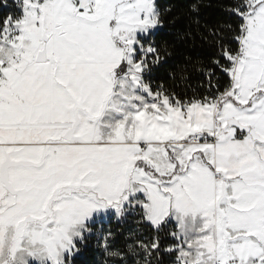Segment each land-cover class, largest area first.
I'll list each match as a JSON object with an SVG mask.
<instances>
[{"label": "snow or ice", "instance_id": "obj_1", "mask_svg": "<svg viewBox=\"0 0 264 264\" xmlns=\"http://www.w3.org/2000/svg\"><path fill=\"white\" fill-rule=\"evenodd\" d=\"M0 5V264H264V0H230L191 95L153 86L158 0Z\"/></svg>", "mask_w": 264, "mask_h": 264}, {"label": "trees", "instance_id": "obj_2", "mask_svg": "<svg viewBox=\"0 0 264 264\" xmlns=\"http://www.w3.org/2000/svg\"><path fill=\"white\" fill-rule=\"evenodd\" d=\"M12 0H9L11 6ZM192 0H158L164 17L163 32L166 36V46L171 52L165 67L154 74L153 86L163 84L169 90L183 95H191L193 89H202L205 85L201 69L212 68V60L217 55L214 42L205 39L209 31H221L227 40L231 33L228 25L234 26L235 21L229 16L227 8L230 0H200L199 24L193 22L189 12ZM11 10L0 5V17ZM187 82L181 80V75ZM131 218L134 222H130ZM122 223L108 220L98 224L104 231L111 230L116 234V243L122 245L124 239L132 233L141 231L136 218L129 216ZM170 238H162L163 246L167 247ZM87 250L76 259V264H104L105 257L97 247L95 240L87 246ZM171 257L162 253L159 256L161 264H171Z\"/></svg>", "mask_w": 264, "mask_h": 264}, {"label": "rangeland", "instance_id": "obj_3", "mask_svg": "<svg viewBox=\"0 0 264 264\" xmlns=\"http://www.w3.org/2000/svg\"><path fill=\"white\" fill-rule=\"evenodd\" d=\"M133 217H134V216H133ZM128 219H130V220H129L130 222H131V221L134 222L131 218H128ZM108 220L115 221L114 219H108V218H105V219L102 221V223H103V222H107ZM136 223H138L137 220H136Z\"/></svg>", "mask_w": 264, "mask_h": 264}]
</instances>
